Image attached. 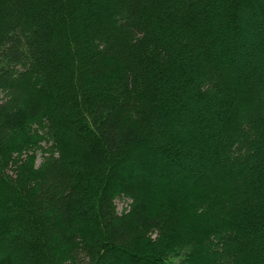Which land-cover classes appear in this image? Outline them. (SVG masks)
Instances as JSON below:
<instances>
[{
    "label": "trees",
    "instance_id": "1",
    "mask_svg": "<svg viewBox=\"0 0 264 264\" xmlns=\"http://www.w3.org/2000/svg\"><path fill=\"white\" fill-rule=\"evenodd\" d=\"M0 264H264V0H0Z\"/></svg>",
    "mask_w": 264,
    "mask_h": 264
},
{
    "label": "rangeland",
    "instance_id": "2",
    "mask_svg": "<svg viewBox=\"0 0 264 264\" xmlns=\"http://www.w3.org/2000/svg\"><path fill=\"white\" fill-rule=\"evenodd\" d=\"M14 157H16V154H14ZM18 161H19V158H18L17 162ZM40 161H41V155H40V152H38V155L36 158V163L39 164ZM128 203H129V200L126 197H117L115 199L116 210H117L118 214H122V213L126 212V210L128 209L127 208Z\"/></svg>",
    "mask_w": 264,
    "mask_h": 264
}]
</instances>
